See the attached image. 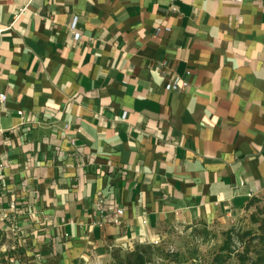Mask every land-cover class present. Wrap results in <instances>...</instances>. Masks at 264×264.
Segmentation results:
<instances>
[{
    "label": "crops",
    "instance_id": "0c3cea01",
    "mask_svg": "<svg viewBox=\"0 0 264 264\" xmlns=\"http://www.w3.org/2000/svg\"><path fill=\"white\" fill-rule=\"evenodd\" d=\"M0 93L6 264H109L264 198V0H0Z\"/></svg>",
    "mask_w": 264,
    "mask_h": 264
},
{
    "label": "trees",
    "instance_id": "16d2710c",
    "mask_svg": "<svg viewBox=\"0 0 264 264\" xmlns=\"http://www.w3.org/2000/svg\"><path fill=\"white\" fill-rule=\"evenodd\" d=\"M256 200L251 199L247 206ZM251 217L257 226L254 229L231 227L224 230L221 244L209 259L200 261L195 256L185 257L178 252H169L151 242H138L130 249L112 248L109 264H264V217L253 214ZM195 225H187L194 234L208 232L205 224H202V228ZM230 259L233 261L229 262Z\"/></svg>",
    "mask_w": 264,
    "mask_h": 264
},
{
    "label": "rangeland",
    "instance_id": "374dc122",
    "mask_svg": "<svg viewBox=\"0 0 264 264\" xmlns=\"http://www.w3.org/2000/svg\"><path fill=\"white\" fill-rule=\"evenodd\" d=\"M251 214L257 217H264V198H257L251 206L240 211L228 227L207 226V233L197 235L192 232L189 226H174L167 228L158 237L156 246H161L169 252H178L185 257L195 256L198 260L209 259L211 254L217 250L223 240L222 232L228 228L254 229L257 224L254 223ZM197 228H202V224H196ZM5 240L0 241V264H6ZM197 260V261H198ZM233 260L230 259L229 262ZM175 264V263H169Z\"/></svg>",
    "mask_w": 264,
    "mask_h": 264
},
{
    "label": "built area",
    "instance_id": "2783aa9c",
    "mask_svg": "<svg viewBox=\"0 0 264 264\" xmlns=\"http://www.w3.org/2000/svg\"><path fill=\"white\" fill-rule=\"evenodd\" d=\"M172 9H175V6H172ZM75 23H76V20H73L70 27L71 28H74L75 26ZM79 33L78 32H74V37H78ZM178 85V79L177 78H174V79H171L170 81H168L166 84H165V89L169 90V89H172V88H175L176 86ZM6 99V96L3 94V93H0V101H4ZM18 114H21L22 111L21 110H18L17 111ZM122 214V209L121 208H117L116 211H115V217L113 218V221L114 222H118V218H119V215ZM2 217H5L6 214L3 213L1 214ZM158 242V238H154L151 243L153 244H156Z\"/></svg>",
    "mask_w": 264,
    "mask_h": 264
}]
</instances>
